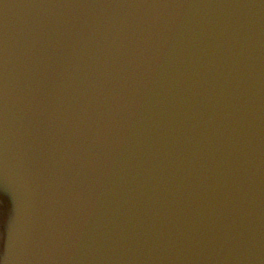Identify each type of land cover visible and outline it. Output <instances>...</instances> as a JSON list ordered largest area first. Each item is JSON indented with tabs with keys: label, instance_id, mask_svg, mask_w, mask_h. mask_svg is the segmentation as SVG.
I'll return each instance as SVG.
<instances>
[{
	"label": "water",
	"instance_id": "water-1",
	"mask_svg": "<svg viewBox=\"0 0 264 264\" xmlns=\"http://www.w3.org/2000/svg\"><path fill=\"white\" fill-rule=\"evenodd\" d=\"M0 264H264V0H0Z\"/></svg>",
	"mask_w": 264,
	"mask_h": 264
},
{
	"label": "clouds",
	"instance_id": "clouds-1",
	"mask_svg": "<svg viewBox=\"0 0 264 264\" xmlns=\"http://www.w3.org/2000/svg\"><path fill=\"white\" fill-rule=\"evenodd\" d=\"M0 224H2V220H0ZM3 239V231H2V229H0V240H2Z\"/></svg>",
	"mask_w": 264,
	"mask_h": 264
}]
</instances>
